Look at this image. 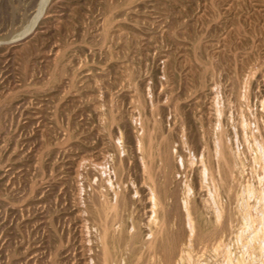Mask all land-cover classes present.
I'll return each instance as SVG.
<instances>
[{
  "label": "rangeland",
  "instance_id": "1",
  "mask_svg": "<svg viewBox=\"0 0 264 264\" xmlns=\"http://www.w3.org/2000/svg\"><path fill=\"white\" fill-rule=\"evenodd\" d=\"M41 1L0 0V264H98L102 201L118 193L124 236L146 234L150 146L199 206L218 123L243 149L241 120H264V0ZM171 242L166 228L155 250ZM205 246L191 256L214 264ZM140 252L125 257L145 264Z\"/></svg>",
  "mask_w": 264,
  "mask_h": 264
},
{
  "label": "bare ground",
  "instance_id": "2",
  "mask_svg": "<svg viewBox=\"0 0 264 264\" xmlns=\"http://www.w3.org/2000/svg\"><path fill=\"white\" fill-rule=\"evenodd\" d=\"M103 21H105V19ZM24 33L26 32L24 31ZM23 38L24 36L21 38L19 37V39H15V41H21ZM11 41L13 42V40H10V42ZM5 43L3 42V44ZM212 91L214 92V90H211V92ZM238 91L240 90L238 89ZM261 107L263 109L262 112H264V102H260V108ZM220 110L222 111V109ZM246 111L249 112L248 109ZM220 116L219 118H221ZM242 118L241 116V119ZM134 119L135 118H133V120ZM218 124L217 136L214 142L216 168L213 171L207 163L201 165L199 188L205 192L201 204L199 206L195 204L189 188H186L184 192L176 193L171 187H168V181L172 184V172L168 165L166 151L164 158H156L151 154L152 148L150 146L148 157L145 158L146 161L143 163V169L148 173H146L150 195V199L148 197V200H151L152 204V207L150 205L151 215L149 221H147L149 224L148 228H146V234L143 238H139L137 233H134V230L130 227V231H127L128 237L126 238L124 236L126 230L123 223V212L125 211L126 205L122 202L120 211L118 210L119 207L116 203L118 193L114 194L115 199L113 198V203L102 201V205L98 209H95L99 227L102 232V238L100 237V240L102 239L103 249L98 264H131V260H127L125 257L129 245L136 246V248L141 251V254L145 250L148 252L145 264H208L207 262L192 258L191 245L193 242L206 244L205 247L210 249L209 252L212 254V257L215 258L214 264H264V120L261 123L254 122L253 125L248 121L246 123L243 119L241 120L239 136L243 149H239L238 147L233 148L228 143L224 144L223 132L220 129L221 127H219L221 126L220 122ZM214 128L216 129V127ZM141 130L142 128L140 131ZM150 134L151 132H149V136ZM234 136L236 137V135ZM149 138L150 137H148V140ZM147 144H149V142ZM114 146L116 145L114 144ZM117 150L121 151V148ZM120 151L118 153H120ZM243 153L248 154V161L243 158ZM187 154L190 155L191 152ZM191 157L189 159H191ZM104 159L105 158L102 159V162ZM178 161L179 159L177 163ZM102 162L101 166L103 165ZM95 166L98 170V165H96V163ZM102 167L106 168V166ZM94 168L93 165V169ZM100 169L101 168H99V170ZM102 169L100 171H102ZM156 172L160 174L163 179H161L162 182L160 184L158 180H156ZM101 176L104 177V174ZM107 181L109 183L108 179L106 181L104 180V184H106ZM109 187L111 186L109 185ZM115 188L118 189V185ZM100 194H103L102 191ZM100 199L102 200V198ZM80 203L81 201H79V204ZM82 205L80 204L79 206L81 207ZM82 223L84 224L85 222ZM86 228L84 230H87ZM166 228L172 233V242L168 245L167 252L164 254V257H162L155 248L157 241L161 239ZM83 234H85L84 231ZM86 236L89 238L87 233ZM138 258H141V255ZM88 263L91 262L89 261Z\"/></svg>",
  "mask_w": 264,
  "mask_h": 264
}]
</instances>
